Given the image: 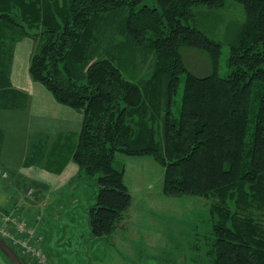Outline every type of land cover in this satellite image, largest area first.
Wrapping results in <instances>:
<instances>
[{"label":"trees","instance_id":"16d2710c","mask_svg":"<svg viewBox=\"0 0 264 264\" xmlns=\"http://www.w3.org/2000/svg\"><path fill=\"white\" fill-rule=\"evenodd\" d=\"M143 1L0 0V109L25 106L10 66L15 43L30 37L32 80L83 111L77 141L62 161L71 158L97 185L86 208L93 237L116 231L131 206L117 155H150L163 166L166 195L211 199L212 226L202 235L209 264H264V0H232L244 20L229 36L224 77L221 42L196 17L200 7L217 15L227 0ZM184 48L205 51L212 71H189ZM149 54L152 72L126 78L124 69ZM2 136L0 130V146Z\"/></svg>","mask_w":264,"mask_h":264},{"label":"rangeland","instance_id":"374dc122","mask_svg":"<svg viewBox=\"0 0 264 264\" xmlns=\"http://www.w3.org/2000/svg\"><path fill=\"white\" fill-rule=\"evenodd\" d=\"M143 3L152 5L153 0H144ZM196 20L199 28L206 30L211 37L221 42L218 74L221 77L228 75V39L236 26L244 20L242 5L227 0L226 4L217 10V15L200 7ZM17 42L10 66L12 83L21 77L27 63L29 66L28 61L34 45L30 37ZM105 47L100 45V49H106ZM182 55L187 69L195 75L212 71L205 51L184 48ZM101 57L103 53L98 58ZM140 57L137 56L135 65L132 63V66L124 69L126 78L140 80L152 72V54L146 57L144 63ZM183 78L181 75L174 96V115L179 114L181 107ZM46 91L53 96L50 91ZM22 93L27 98L24 107L0 109V130L3 132L0 146V196L5 195L8 201V207H0V230L9 235V241L21 240L26 247L38 248L41 244V249L47 257L46 264H209L208 258L204 256L205 240L202 235L207 236L212 226V221L208 222L211 199L194 195H166L163 192V166L150 155H117L114 165H124V181L132 201L124 219L112 234L97 237L90 234L86 208L95 201L97 185L92 178L80 175L76 163L78 172L65 183L62 193H49L37 200L27 201L33 196L34 186L38 184L37 180L30 177L24 176L28 181L20 179V171L39 168L37 175L44 180L54 179V176L49 174H60L68 162L63 163L62 156L66 157L69 146L77 141L83 111L57 101L81 115L80 128L75 139L71 135L64 136L65 141L63 136L58 135L50 139L47 134L40 133L28 137L27 134L32 128L28 122L27 109L32 104H29V94L24 91ZM40 101L56 118L64 117L62 111L58 107L54 108L49 99L43 97ZM32 110L36 112V116L45 119L34 105ZM56 155L61 156L60 160L55 161L52 158ZM53 167L59 170L52 171ZM10 181L11 183H8ZM15 185H19V189L14 193ZM56 195L60 198L57 199ZM30 204L33 205L31 210L34 213L32 218L28 219V213L22 211L21 207L27 208L26 205ZM31 228L34 229L32 235ZM41 236H44L43 241ZM18 244L21 245L19 242ZM196 244L200 245V248H196ZM19 245L13 246L17 252ZM24 257L29 264H38L29 256ZM4 261L0 253V264H4Z\"/></svg>","mask_w":264,"mask_h":264},{"label":"crops","instance_id":"0c3cea01","mask_svg":"<svg viewBox=\"0 0 264 264\" xmlns=\"http://www.w3.org/2000/svg\"><path fill=\"white\" fill-rule=\"evenodd\" d=\"M26 38V37H25ZM18 44V42L15 44V46ZM29 62V61H28ZM12 86L21 92H27L29 94V104L27 109V117L28 122H30V127L34 130L27 134L28 137L36 134H47L50 136V139L55 138L57 135L58 137L63 136V140L65 141L64 136L71 135L74 139L79 131V123H81V115L76 112L75 110L69 108L68 106L59 104L53 96H51L46 90V88L43 85L38 84L37 82L33 81L28 73V63L25 67L24 71L21 73V77L15 82H11ZM47 98L49 101H51L54 108L58 107L59 110L62 111V114L64 117H61L60 119L55 117V114L50 112L48 108L44 106V104L40 101L41 98ZM27 104V103H26ZM33 105L38 108V113L40 115H43L45 119H42L40 116H36V112L32 110ZM27 107V106H26ZM20 110V109H17ZM40 117V118H38ZM33 120V121H32ZM54 143V141L52 142ZM54 145V144H53ZM53 149V148H52ZM51 153V152H50ZM25 172V174H24ZM39 172V168H30L29 170L23 169L20 171V179H24L25 181H28L25 177H30L31 179L37 180L36 183L38 185L34 186L33 190V196L28 199L27 201H32V199H38L41 196H45L53 193H62V191L65 189V183L72 179L73 176H76V173L78 172L77 165L72 161L70 158L64 167V169L61 171L60 174H49L50 176H54V179H42V177H39L37 173ZM25 176V177H24ZM60 178V182H59ZM29 179L30 181H32ZM53 180V182H52ZM12 181V180H11ZM8 182V183H11ZM51 182V183H50ZM58 182V183H57ZM43 183V184H42ZM48 186V187H46ZM62 186V187H61ZM59 188V189H58ZM19 189V185H15L14 193L17 192ZM56 198L59 199L60 196L56 195ZM76 199V198H73ZM0 207H8V201L6 200V196H0ZM27 208L21 207L22 211L27 212L28 219H31L33 216L34 211L31 210V206L33 205H26Z\"/></svg>","mask_w":264,"mask_h":264},{"label":"built area","instance_id":"2783aa9c","mask_svg":"<svg viewBox=\"0 0 264 264\" xmlns=\"http://www.w3.org/2000/svg\"><path fill=\"white\" fill-rule=\"evenodd\" d=\"M33 230L34 229H30V234L32 235L33 234ZM0 234L4 237H6L7 239L8 238V234L6 235V232L4 230H0ZM43 237L41 236L40 239H42ZM10 240V239H9ZM14 246H18V242L21 244L19 245L20 246V251L24 254V256H29L30 258L36 260V262L38 264H46V260H47V257L45 255V253L43 252V250L40 248V247H35V246H29V247H26V244L24 242H22L21 240H13V241H10Z\"/></svg>","mask_w":264,"mask_h":264},{"label":"water","instance_id":"95a60500","mask_svg":"<svg viewBox=\"0 0 264 264\" xmlns=\"http://www.w3.org/2000/svg\"><path fill=\"white\" fill-rule=\"evenodd\" d=\"M0 250L6 254L12 264H23L22 260L17 256L14 249L0 237Z\"/></svg>","mask_w":264,"mask_h":264},{"label":"flooded vegetation","instance_id":"af4514ba","mask_svg":"<svg viewBox=\"0 0 264 264\" xmlns=\"http://www.w3.org/2000/svg\"><path fill=\"white\" fill-rule=\"evenodd\" d=\"M0 237L2 238V239H4L13 249H14V251H15V253L17 254V256L22 260L23 258H24V254L19 250V252H17L16 250H15V248L13 247L14 245L6 238V237H4V236H2L1 234H0ZM0 253L2 254V256L4 257V260L6 261H4V264H12V262L10 261V259L6 256V254H4L1 250H0ZM26 261V260H25ZM22 262H23V264H29V262L28 261H26V263H24V260H22Z\"/></svg>","mask_w":264,"mask_h":264}]
</instances>
